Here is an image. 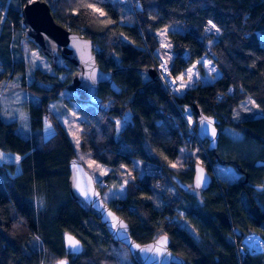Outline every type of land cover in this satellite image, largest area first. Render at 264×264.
I'll return each instance as SVG.
<instances>
[{
    "label": "trees",
    "instance_id": "trees-1",
    "mask_svg": "<svg viewBox=\"0 0 264 264\" xmlns=\"http://www.w3.org/2000/svg\"><path fill=\"white\" fill-rule=\"evenodd\" d=\"M28 1L0 0V90L20 78L18 87L37 98V104L23 105L27 136L18 133L17 121H4L0 109V151L20 155L18 174L10 173L11 164H0V264H52L65 258L70 264H137L69 195L68 164L78 157L49 104L68 91L75 68L69 63L63 71L35 68L31 82L24 81L23 41L28 51L40 54L20 28ZM43 1L59 24L92 41L98 66L113 70L121 88L115 94L101 84L97 96L106 110L82 109L79 148L110 170L104 178L107 186L125 182L124 196L106 203L127 223L131 237L146 244L166 234L171 251L184 264H264V245L252 254L241 243L250 233L264 242V190L253 189L264 188V168L254 165L264 161V41L259 38L264 0ZM209 24L219 34L207 46L214 36L206 30ZM163 27L175 28L167 33L173 80L193 65L207 76L202 60L211 62L218 75L197 81L182 95L170 94L153 54L160 45L156 31ZM251 99L257 107L254 115L235 119L233 112ZM186 106L217 118L218 149L210 153L203 142L205 155L235 168L237 180L218 181L205 164L212 183L196 193L191 188L194 165L171 167L180 148L189 151L199 143L181 115ZM124 114L128 121L117 134L116 120ZM45 119L54 127L48 139L42 134ZM225 127L241 137L225 136ZM175 178L188 190L179 188ZM99 183L95 181L102 196ZM66 232L81 241V254L64 250Z\"/></svg>",
    "mask_w": 264,
    "mask_h": 264
},
{
    "label": "water",
    "instance_id": "water-1",
    "mask_svg": "<svg viewBox=\"0 0 264 264\" xmlns=\"http://www.w3.org/2000/svg\"><path fill=\"white\" fill-rule=\"evenodd\" d=\"M21 10L22 21L20 28L24 30L25 37L31 39L39 49L40 54L49 60L50 66L55 71L67 70L68 63L75 68L71 75V81L67 90L75 98H83L96 109L106 110L102 99L97 93L101 84H105L110 90L118 94L121 88L117 86L113 77V70L105 71L96 61L92 41L81 36L78 32H72L67 27L59 24L52 16L50 6L43 0H31L23 5ZM154 70L149 71L151 76ZM192 116L195 120L196 135L201 141L207 143L208 152L215 153L220 140L218 120L213 116L205 115L197 106L192 107ZM69 195L76 201L84 212L97 218L106 228L109 236L115 242L121 243L131 254L137 264H184V260L174 254L170 249V238L161 234L150 243L139 244L131 237L129 227L122 217L103 201L98 187L92 175L85 169L78 158H72L69 162ZM256 167L264 168V161H256ZM192 189L196 192L207 190L211 183V175L201 164L193 166ZM184 191L188 187L177 178L173 180ZM247 181V179H245ZM255 191H263L261 185H254ZM238 235L241 232L235 231ZM71 237L75 245L69 241ZM64 250L70 255H79L83 246L77 237L64 233ZM70 264L67 258L59 259L52 264Z\"/></svg>",
    "mask_w": 264,
    "mask_h": 264
},
{
    "label": "rangeland",
    "instance_id": "rangeland-1",
    "mask_svg": "<svg viewBox=\"0 0 264 264\" xmlns=\"http://www.w3.org/2000/svg\"><path fill=\"white\" fill-rule=\"evenodd\" d=\"M173 29L175 28L163 27L162 29L156 31L158 42L160 43V45L153 52V54H155L159 61L158 68L161 67V70L167 76H169V72L166 71V68L170 65L169 63L172 57V55L168 53L170 43L167 39V33L168 31ZM206 30L208 33L214 34L213 39H207V46H209L216 41L215 38L219 34V29H215L212 24H209L206 27ZM259 38L264 41V33L259 34ZM24 43L25 41H23V44ZM23 44V60L26 61L24 81L26 83H30L32 79L33 69L39 68L44 72H51L52 68L50 66L49 60L46 59V57H43L38 53V51H28V49L23 46ZM202 62L203 67H205L206 69L207 76L201 75L196 65L190 66L189 68L185 69V71L181 75L177 76L174 79V82L170 75L171 81L168 84L170 94H172L173 96L182 95L188 87L192 86L197 81L202 80L205 82L207 80H210L209 77H216L218 75L211 62H208L207 60H202ZM19 84L20 78L15 77L14 79H11L3 84V87L0 90V109L3 120L17 121L19 125L18 133L27 136L29 129L27 124V114H25L23 105L26 103L37 104V98L32 97L31 94L26 90V88L24 90L20 89L18 87ZM90 105L91 104L82 100L76 101L72 99L70 97L69 91H63L57 100H54L49 104V110L54 113L58 123H61V125L63 126V129L65 133H67L70 143L73 144L77 157L81 161L82 165H84L85 169L90 173V175H92L94 181L100 182L99 185H101V188L105 191L102 195L104 201L109 202V200L111 199H116L124 196V186L126 184L125 182H123L119 187H117L116 185L107 186L104 178L109 175L110 170L106 166H102L96 163L94 160L90 159V157L88 156L89 154H85L83 151H80L79 147L81 145V132L83 130L81 125L83 121L82 109ZM256 109V104L252 99L246 100L242 102L239 108L233 112V117L239 120L249 118L254 115L253 113H255ZM181 115L182 117H184L186 123L189 124V133L193 134V126L195 124V120L192 116L191 108L188 106L184 107ZM127 121V114H124L121 119L116 120L117 134L124 127ZM43 124V138L48 139L53 135L54 127L53 124L46 119L44 120ZM223 133L225 134V136L231 139H238L241 137L238 132L233 129H229L228 127H225L223 129ZM191 147L193 146H190V148ZM190 148L189 151L180 148L181 153L178 162L171 166L174 170L190 167V165L193 166L195 164H202L203 166H205L207 160H211L208 156L205 155L206 148H204L203 142L195 144L194 148ZM19 161L20 155L13 152L5 153L0 151V164H11L12 168H14V170H10L11 174H18V172L20 171ZM210 169L213 172L215 179L218 181L224 178L227 181L233 182L234 180H237L239 178V174L237 173L235 168H232L230 166L219 165L213 162ZM189 191L191 192L193 190L191 189ZM263 245L264 242H262V246L255 252L252 251L253 249H255L254 247L253 249L251 248V250L248 245L246 246L243 244L244 249L247 251V253L249 252L252 254H257L258 252L262 251ZM240 252L243 253V250H240Z\"/></svg>",
    "mask_w": 264,
    "mask_h": 264
},
{
    "label": "bare ground",
    "instance_id": "bare-ground-1",
    "mask_svg": "<svg viewBox=\"0 0 264 264\" xmlns=\"http://www.w3.org/2000/svg\"><path fill=\"white\" fill-rule=\"evenodd\" d=\"M207 144V143H206ZM218 147V146H217ZM242 243H244L246 246L248 245L249 246V248L251 249H253V247L255 248V249H251L252 251H257L261 246H262V242H261V240L258 238H256L255 237V235H253V234H249V235H247V237H245V239L242 241ZM260 245V246H259ZM259 246V247H258ZM258 247V248H257Z\"/></svg>",
    "mask_w": 264,
    "mask_h": 264
},
{
    "label": "built area",
    "instance_id": "built-area-1",
    "mask_svg": "<svg viewBox=\"0 0 264 264\" xmlns=\"http://www.w3.org/2000/svg\"><path fill=\"white\" fill-rule=\"evenodd\" d=\"M156 67H157V65H156ZM166 71H167V68H166ZM161 72H162V75H163V81L165 82V85L168 87L169 85V82L171 81V78H170V75L169 76H167V75H165L164 74V72L161 70ZM173 80V79H172ZM173 82H174V80H173ZM169 88V87H168ZM192 136L194 137V138H196V140L200 143L201 142V140H200V138H198L197 137V135H196V132L195 131H193V134H192ZM212 161H210V160H207V163H206V165H208L210 168H211V165H212ZM257 239L259 238L260 239V237L258 236V237H256ZM261 240V239H260Z\"/></svg>",
    "mask_w": 264,
    "mask_h": 264
},
{
    "label": "snow or ice",
    "instance_id": "snow-or-ice-1",
    "mask_svg": "<svg viewBox=\"0 0 264 264\" xmlns=\"http://www.w3.org/2000/svg\"><path fill=\"white\" fill-rule=\"evenodd\" d=\"M213 27H214V25H213ZM68 239H69V241L72 242L74 245H75L76 243H78V242H73L72 239H71V237H69ZM60 264H64V262L61 261Z\"/></svg>",
    "mask_w": 264,
    "mask_h": 264
}]
</instances>
